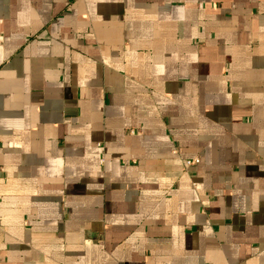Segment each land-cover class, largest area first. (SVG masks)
I'll return each instance as SVG.
<instances>
[{"label":"crops","instance_id":"crops-1","mask_svg":"<svg viewBox=\"0 0 264 264\" xmlns=\"http://www.w3.org/2000/svg\"><path fill=\"white\" fill-rule=\"evenodd\" d=\"M0 264H264V0H0Z\"/></svg>","mask_w":264,"mask_h":264},{"label":"built area","instance_id":"built-area-1","mask_svg":"<svg viewBox=\"0 0 264 264\" xmlns=\"http://www.w3.org/2000/svg\"><path fill=\"white\" fill-rule=\"evenodd\" d=\"M190 163V162H189Z\"/></svg>","mask_w":264,"mask_h":264}]
</instances>
